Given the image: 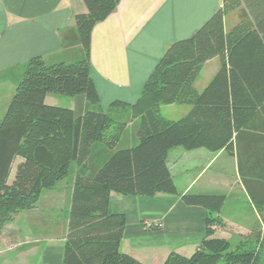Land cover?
<instances>
[{
  "label": "trees",
  "instance_id": "trees-1",
  "mask_svg": "<svg viewBox=\"0 0 264 264\" xmlns=\"http://www.w3.org/2000/svg\"><path fill=\"white\" fill-rule=\"evenodd\" d=\"M244 1L251 2L221 0L191 36L171 42L136 101L110 104L111 109L126 108L115 117L100 107L90 75V38L94 25L119 0H83L86 11L76 13L74 26L62 33V44L79 45L82 57L69 62L28 59L0 120V227L68 176L74 163L61 264H142L120 251L125 215L108 212L111 192L164 193L207 210L198 248L189 256L172 251L162 264H255L253 249L233 252L228 239L214 236L222 225L217 213L224 195L179 193L166 164L174 146L233 154L235 138L264 100V12L250 17L241 9ZM260 5L264 10V0ZM235 10L237 21L226 30L224 17ZM214 57L219 68L198 91L194 81ZM48 94L78 99L74 108H65L47 104ZM170 104L190 109L172 120L160 113L161 105ZM133 119H138L135 143L124 144L122 136ZM250 195L264 236V195Z\"/></svg>",
  "mask_w": 264,
  "mask_h": 264
},
{
  "label": "crops",
  "instance_id": "crops-1",
  "mask_svg": "<svg viewBox=\"0 0 264 264\" xmlns=\"http://www.w3.org/2000/svg\"><path fill=\"white\" fill-rule=\"evenodd\" d=\"M250 1L249 5L245 1L241 4L250 17L264 12L262 0ZM220 5L221 0H119L116 8L91 31L90 75L101 109L111 110L115 117L125 113L126 108L111 109L110 104L134 103L166 47L191 36ZM85 11L83 0H0V120L28 59L42 56L50 61L69 62L82 57L79 45L62 44V33L74 26L76 13ZM236 14L237 10L224 17L226 30L237 21ZM230 16L234 17L232 22ZM206 65L211 67L199 87L197 81ZM219 65L217 57L204 63L194 81L198 91L208 84ZM46 98L47 95L45 101ZM177 105L185 106L183 115L190 109L186 104ZM137 122L133 119L127 124L122 136L124 144L135 143ZM241 129L233 143V154L224 149L187 150L182 146H174L167 153L166 164L179 193L224 195L217 213L222 225L216 227V237L227 238L221 234L237 230L244 235L258 222L262 226L250 193L255 197L264 195V100ZM16 160L20 158H15L13 164ZM225 202L236 213L242 206L248 213L226 218L221 214ZM238 204L241 206L236 207ZM66 205L59 200L48 202V208L55 211L48 217L30 212L33 207L18 212L15 224L8 222L0 231V257L17 250L18 257H33L32 264H61ZM59 211L64 212L61 224L57 221ZM108 212L125 215L120 251L142 264H162L172 251L191 255L205 237L207 210L187 205L177 196L111 192ZM58 224L59 232L51 236L36 234L39 227L58 228ZM27 238L30 245L22 246L21 241Z\"/></svg>",
  "mask_w": 264,
  "mask_h": 264
},
{
  "label": "rangeland",
  "instance_id": "rangeland-1",
  "mask_svg": "<svg viewBox=\"0 0 264 264\" xmlns=\"http://www.w3.org/2000/svg\"><path fill=\"white\" fill-rule=\"evenodd\" d=\"M233 16L235 17V14ZM233 16H230L231 22H232V20H234ZM236 20H237V14H236ZM210 67H211L210 65L209 66L206 65L203 68V70L201 71V74L199 76V80L197 81V84L199 87H201V85H202L201 81L205 78V75L208 73ZM2 91L6 92L5 90H2ZM77 99H78V97H69V96H64V95H59V94H48L45 102L47 104L55 105V106H59V107L74 108L76 105ZM183 107H185V106H183V105L181 106V105H177V104L161 105L160 106V113L165 118L172 119V120H178L184 116L183 115V111H184ZM16 162H17V160H16ZM15 166H16V163L13 164V168H12V171L10 173L8 180H11L13 178ZM73 167H74V163L71 165L70 172H69L68 176H66L64 179H62L59 184L54 186L55 188L53 187L52 189L44 190L43 194L41 193L42 194V195H40L41 197L39 196L40 199L38 198L37 202L32 206L33 207L32 209H30L31 207H29V208L21 209V210L14 212L11 216V220L8 222L13 221L12 224L14 225L15 222L17 221L16 214L22 210H27V209H30V212L35 211L34 213L37 214L38 216L41 214V215H44L45 217H48L52 214H55L54 210H51L48 208L47 203L48 202H54L57 200H59L60 202H62L65 205H66L65 202H67L65 210L68 212L69 205H70V194H71L70 184H72V179H73V174H72ZM45 194L47 195L46 197L43 196ZM239 206H241V205L240 204L236 205V207H239ZM242 207H244V206H242ZM242 207H240L241 209H238L237 212L238 213H244V212L248 213V211L245 209H242ZM25 213H28V211L22 212L23 215ZM238 213H236L235 210L231 209L230 205L227 204L226 202H225V204L221 210L222 216H224L226 218H229V216L232 217L233 216L232 214H234L236 216V215H238ZM63 218H64V212L62 213V211H59L58 216H57V221L59 224H61ZM8 222H6L5 224H3V226L0 227V231L2 230V228H4L5 226L8 225L7 224ZM44 223H48V222H44ZM59 224H58V228H56L55 226L39 227V231H36V234L40 235V236H46V235L51 236L55 232H59ZM8 227H11V226H8ZM36 230H38V228ZM237 231H229V232L227 231L228 233L223 232L221 234V235L226 236L228 238V240L230 241V244H231L230 250H232L234 252V251H237L238 248L253 249L255 251V254H256V263L255 264H264V236L262 234V232H263L262 226L259 224V222L257 224H253L250 227L249 233H246L244 235H239L237 233ZM13 238H15V237H13ZM20 244H22V246L26 247V246L30 245V241L27 238V239H24V241H21ZM17 252H18L17 250L13 251V252L10 251L9 254H7L6 256L4 253L3 257H0V264H32L33 263V261H34L33 257H27L26 259L23 257H18ZM189 255H190V253H186L185 256H189ZM219 264H224V260L221 261Z\"/></svg>",
  "mask_w": 264,
  "mask_h": 264
}]
</instances>
